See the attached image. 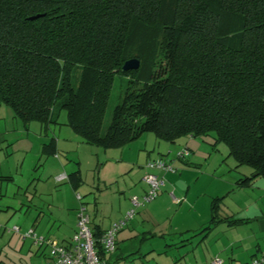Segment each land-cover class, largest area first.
Segmentation results:
<instances>
[{
    "label": "trees",
    "instance_id": "trees-1",
    "mask_svg": "<svg viewBox=\"0 0 264 264\" xmlns=\"http://www.w3.org/2000/svg\"><path fill=\"white\" fill-rule=\"evenodd\" d=\"M116 73L127 78L103 124ZM0 101L43 129L64 108L103 148L212 132L252 168L238 184L264 179V0H0Z\"/></svg>",
    "mask_w": 264,
    "mask_h": 264
},
{
    "label": "crops",
    "instance_id": "crops-1",
    "mask_svg": "<svg viewBox=\"0 0 264 264\" xmlns=\"http://www.w3.org/2000/svg\"><path fill=\"white\" fill-rule=\"evenodd\" d=\"M59 122L57 120L55 123ZM49 125L50 123L43 129L38 122L24 124L13 114L9 106L0 101V264H17L14 259L21 257H28L25 264H42L47 259L48 247L46 245L35 247L29 238H22L18 232L8 230L7 227L13 224H16L20 231L31 227L37 233L54 238L60 243L68 241L75 229L76 211L80 200L76 198L77 192L74 194L78 200L77 204L72 200V193L71 202L67 199L68 192L76 189L81 182L80 169L72 159V163L68 164V160L65 161L67 157L63 158L60 152H68L70 148L74 150L71 143L74 142L76 147H80L84 140L78 135L75 136L70 126L69 128L63 126V130L58 126L55 133L53 126ZM143 133L144 131L138 133L121 146L105 148L110 150L104 152L100 167L104 163L106 172L115 173L132 169L134 156L130 157L128 153L134 144L138 151L146 146L150 136ZM195 136L182 135L170 143L150 139L152 148L153 146L161 148L152 158L160 156L171 162L175 156L180 161L175 166L177 171L159 170L164 177L162 186H168L169 191L167 194L161 193L158 200L163 201L166 198L167 207L177 205L176 220L172 223L161 221L155 225H159L158 227L153 225L152 230L151 228L143 230L140 236H138L140 231L131 224L121 227L115 233V249L103 254L108 264H208L213 256L221 258L223 264H231L247 261L255 255L264 253V181L256 178L259 175H254L249 183L238 184L236 181L238 178L251 174L252 168H247L248 173L242 170L228 175L226 179L218 178L217 185L211 180L190 190V183H194L200 173L198 169L191 168L197 166V162H194V155L189 156L196 146H200ZM138 138L140 139L137 140ZM49 140L52 141V145H47L46 149H51L54 145V151L44 153L43 146ZM132 141L136 142L131 144ZM177 144L178 146L174 147ZM182 148H186L187 153L183 156L177 155ZM97 154L98 152H95V161L100 158ZM142 156L143 154L139 156V152L136 153V159ZM138 169L141 170L138 174L141 173V179L144 181L143 174L146 170ZM75 170L78 172L79 180H73L69 175ZM61 173H64L65 177L56 179ZM191 173H196L195 177ZM50 175L55 181H67L70 189L62 185L54 186ZM41 176H49L42 182L52 184L50 190L43 194L52 195L55 191L59 194L58 199L50 202L62 211V214L57 217L50 215L51 219L44 218L40 214L42 210H38V213L31 212L22 198L13 196L11 202L4 199L7 193L20 189L23 181L33 177L39 179ZM108 178L106 177L107 180ZM180 182L183 184L182 188L178 187ZM144 183L146 185L145 181ZM145 185L144 188L138 189L139 192H144ZM217 188L221 191H216ZM214 196L221 197L216 208V220L208 225L209 203ZM22 206L26 207L21 214L17 209L20 211ZM126 207L125 204L123 208L114 212L113 219L106 222L88 214L91 230L102 233L112 221L123 215ZM205 225L208 226L204 227ZM52 227L53 229H50ZM146 238H151V241L144 240ZM11 242L15 244L17 250L11 248ZM18 264L23 263L19 261Z\"/></svg>",
    "mask_w": 264,
    "mask_h": 264
},
{
    "label": "rangeland",
    "instance_id": "rangeland-1",
    "mask_svg": "<svg viewBox=\"0 0 264 264\" xmlns=\"http://www.w3.org/2000/svg\"><path fill=\"white\" fill-rule=\"evenodd\" d=\"M126 78V75L120 73L115 74V78L110 88L107 104L105 106L103 124L108 122L112 106L116 102H118V98L122 92ZM57 120L58 122H60L50 123L49 125L50 127L53 126L55 133L58 126L59 128L61 127V130H63V126H67V128H69V125L65 123L66 114L64 108H61L59 110ZM30 122L37 123V121ZM145 133L150 136V139L152 138V140H155L157 142H168L166 140L157 138L152 131H144L143 134ZM212 134L213 133L210 132L208 134L196 135L194 137L196 138L198 145L200 146H196L195 150H192L189 156L194 155V162H197V166H192L191 168L198 169L200 173L198 178L195 179V182L190 183V190L194 189V187L205 185L211 180H213L214 185H217L218 178L226 179L228 175L242 170H245L248 173L247 168H251L247 164H236L235 159L232 157L231 154L228 153L227 145L225 144V142L221 140H215ZM77 135L78 134H76L75 136ZM139 139L140 138H138L137 140ZM150 139L148 138L146 146L144 148H140L139 151L136 150L135 144L132 145V150L130 149L128 154L130 155V157L134 156L132 157L134 165L132 166V169L129 168L118 173H115L114 171L106 172V165L103 166L104 163H102V166L100 167V160L104 157V152H107L106 150L110 149H105L101 146L92 145L84 141H82L81 146H77L79 147L77 148L76 144L72 142L71 147L74 148V150L70 148L68 152L61 151L60 153L62 154L63 158L67 157L65 161L68 160V164L72 163V159L74 161V164H77L79 166L81 182L78 184L76 189H71L72 192H68L67 201L71 202L70 198H72L73 195L72 200L75 201V203L77 204L78 200L75 198L74 194L75 192H78L81 195L80 201L84 204L86 211L90 215V217H95L97 220L101 219L104 222L113 219L112 215L114 214V212L123 208L125 204L127 206L126 208H128L130 206L129 196L133 193H136L138 195L141 194L142 192H139V190L141 189V187L144 188L145 185L144 181L141 179V173L138 174V172L141 171L138 168L142 169V171L144 169L145 171V162L147 161V159L155 157V155H157L158 151H160L161 149L159 148V146H153L152 148V141ZM133 142L136 141H132L130 143L133 144ZM130 143H127V145ZM176 146H178V144L174 145V147ZM95 152H98L97 155L98 157H100L99 160L96 161ZM137 152H139V156L143 154L142 158L139 157L136 159ZM171 154L172 152H170V156ZM174 154L175 152L173 153V155ZM173 160L174 161H171V163L176 170L175 166H177V163L180 161L178 158L176 159L175 156L173 157ZM138 165H141L142 167ZM191 174L193 175V177H195L196 175V173ZM47 177L49 176H41V178L39 179L33 177L30 178L28 181H23V187L21 186L20 189L16 190L13 193H7L4 196V199L7 202H11L13 196L19 199L22 198V201L25 202V205L28 204L31 212L38 213V210H42L40 211V214L43 215L44 218L48 217L51 219L52 217L50 215L57 217V215H59L60 213L62 214V211L58 210L55 206H53L50 201L58 199V191L53 192L52 195L43 194L45 191L50 190L52 185L49 183L44 184L42 182ZM106 177H109L108 180L106 179ZM256 178L264 181L263 177L260 175ZM53 184L56 187L62 185L64 186V188L66 187L67 189H70L69 184L67 183V181L64 180L55 181L53 179ZM178 187H183L182 182L178 184ZM219 189L220 188H217L216 191H221ZM168 191V186H162L158 194L153 199L146 201L141 206L136 208L133 216L125 223L124 226L131 224L133 227L140 231V233L138 234V236H140L143 230L150 228L152 230V226H155L161 221H165V223L170 221L172 223L173 221H175L178 212L177 205H168L167 207V205H165V202L167 201L166 198L163 201L158 200V197L161 193L164 192L167 194ZM25 207L26 206H22L20 211H18L17 209V212L21 214L24 213L23 210ZM158 226L159 225L155 227ZM50 229H53V227ZM145 233L148 232L145 231ZM144 240L151 241V238H146ZM10 245H12L11 248L13 250H17L15 244L11 242ZM6 250L10 251V249L8 248H6ZM27 258L21 257L20 259L15 258L14 260L17 264L19 263V261L25 264ZM42 264H44V262Z\"/></svg>",
    "mask_w": 264,
    "mask_h": 264
},
{
    "label": "built area",
    "instance_id": "built-area-1",
    "mask_svg": "<svg viewBox=\"0 0 264 264\" xmlns=\"http://www.w3.org/2000/svg\"><path fill=\"white\" fill-rule=\"evenodd\" d=\"M187 153L186 148H182L177 155L183 156ZM146 171L143 179L146 182V189L141 195L131 194L129 196L130 206L123 215L112 221L97 238L89 226V215L84 204L80 201L76 211L75 229L68 241L60 243L54 238L45 237L37 233L33 228L20 231L16 224L7 227L8 230L18 232L22 238H29L33 245L48 247L47 260L44 264H105V259L99 255V250L111 252L115 249V233L133 216L137 207L146 201L153 199L161 186L164 184V177L159 172L174 171L175 168L167 159L156 157L145 162ZM65 177L64 173L56 176V179ZM76 198L81 196L77 192ZM208 264H223L221 258L213 256ZM231 264H264V253L255 255L247 261H239Z\"/></svg>",
    "mask_w": 264,
    "mask_h": 264
},
{
    "label": "water",
    "instance_id": "water-1",
    "mask_svg": "<svg viewBox=\"0 0 264 264\" xmlns=\"http://www.w3.org/2000/svg\"><path fill=\"white\" fill-rule=\"evenodd\" d=\"M38 14H34L30 17L37 16ZM138 66V60L134 57L128 58L123 61L121 68L122 69H130V68H135Z\"/></svg>",
    "mask_w": 264,
    "mask_h": 264
}]
</instances>
